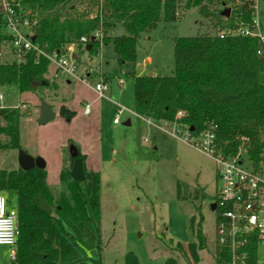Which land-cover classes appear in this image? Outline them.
I'll use <instances>...</instances> for the list:
<instances>
[{
  "label": "trees",
  "instance_id": "trees-1",
  "mask_svg": "<svg viewBox=\"0 0 264 264\" xmlns=\"http://www.w3.org/2000/svg\"><path fill=\"white\" fill-rule=\"evenodd\" d=\"M236 1L233 0L229 16L223 15L226 0H186L185 7L198 8L201 14L213 19L215 26L238 27L250 23L249 4L246 0ZM180 2L26 0L25 6L37 18L36 41L47 51L77 43V59L81 63L84 54L95 56L102 44L112 42L118 64L125 71L137 63L142 34L154 30L161 20L176 21ZM210 4L218 8L211 10ZM262 14L264 20V8ZM117 25H122L125 33L115 35ZM82 37L86 38L85 42L81 41ZM259 47L257 38L241 34L221 37L215 32L175 38L172 74L128 72L134 79L135 113L156 124L176 122L179 128L195 136L213 127L217 143L225 152H234L245 139L243 144L249 158L255 165H264V56L258 54ZM50 65L44 57L36 62L35 55H29L24 63L0 59V86L16 85L22 93L49 87L46 76ZM179 112L183 115L178 116ZM59 113L67 121L76 115L65 104H61ZM23 116L19 106L0 107V150L22 149ZM77 158L84 161V181H75L71 176ZM60 177L67 190L56 197L48 186L46 168L0 169V192L17 197L20 234L13 264H103L101 259L82 257L86 250L100 249L101 175L88 170L85 155L76 151L70 155V166L61 171ZM201 195V199L207 198L205 192L183 193L181 184L177 186L180 199H199ZM47 207H53L55 214ZM194 224L192 217L195 240L187 248L178 242L175 250L198 262L199 251L206 248V239L201 225L195 228ZM247 249L250 263L257 264L260 248L251 243ZM214 258L215 264L229 263L226 249L217 247ZM125 264L140 262L133 252H128ZM163 264L179 263L168 257Z\"/></svg>",
  "mask_w": 264,
  "mask_h": 264
},
{
  "label": "rangeland",
  "instance_id": "rangeland-1",
  "mask_svg": "<svg viewBox=\"0 0 264 264\" xmlns=\"http://www.w3.org/2000/svg\"><path fill=\"white\" fill-rule=\"evenodd\" d=\"M226 2L225 7L231 10L233 0ZM185 4L186 0H181L176 21L161 20L154 30L142 34L138 60L131 69L121 70L113 43L109 42L102 44L100 57L84 54L82 62L79 61L78 73H90L86 81L75 78L68 85L67 79L73 77H56L55 67L51 64L46 76L49 87L41 86L35 91L22 93L16 85L0 86V94L4 97L0 100V107L19 106L24 113L20 125L25 132V142L30 145L28 149L42 147L51 152L55 141L64 139L62 145L70 154L88 151L92 140H97L96 135L92 137L89 124L92 119L99 122L104 156L100 249L82 252V257L88 260L125 264L126 254L133 252L140 264H163L168 257L175 258L179 264H215L216 217L210 203L215 200L218 187L217 163L185 141L187 130L184 128H179V136H174L171 123L159 122L161 129L135 115L134 79L128 74L134 70L139 75H170L175 66V38L213 34L222 28L215 26L213 19L201 14L198 8L187 9ZM209 8L218 7L210 4ZM113 33L123 34L125 29L117 25ZM12 59L11 52L3 57L4 61ZM100 82L108 87L103 96H99L95 89ZM66 98L68 105L78 112L71 121L60 115L59 104L56 105ZM83 99L93 105L95 116L82 114ZM44 102L54 105L57 116L41 124ZM117 117L121 122L115 130L113 124ZM128 117L133 120L131 125L125 124ZM19 167L18 150H0V169ZM178 184H181L183 193L205 192L207 198L203 200L201 195L199 199H180ZM4 194L9 198L8 207L17 208L16 195ZM50 210L55 214L53 207ZM192 217H195V228L200 224L206 239V248L199 251L198 262L191 260L187 253L182 256L175 250L178 242L187 248V244L195 240ZM12 249L9 245H0V264H13L10 258ZM263 257L264 246L259 255L260 259Z\"/></svg>",
  "mask_w": 264,
  "mask_h": 264
},
{
  "label": "built area",
  "instance_id": "built-area-1",
  "mask_svg": "<svg viewBox=\"0 0 264 264\" xmlns=\"http://www.w3.org/2000/svg\"><path fill=\"white\" fill-rule=\"evenodd\" d=\"M25 1L0 0V59L3 60L7 52L13 54L11 61L17 63H24L29 55H35L36 62L44 57L55 66L58 75L86 81L90 73L84 76L78 73L77 43L67 44L62 50L47 51L36 40H32L37 18L25 6ZM246 2L252 12L250 23L238 27L224 26L217 33L221 37L238 34L255 37L260 44L258 54L264 56V0ZM99 35L100 33H96V36ZM81 41L85 42L86 38L82 37ZM98 55L101 56L100 53ZM95 89L99 96H103L108 87L100 82ZM3 98L0 94L1 101ZM84 112H91V104L84 105ZM182 115V112L178 113V116ZM146 120L163 129L161 124ZM119 122V117L114 119V123ZM161 123L166 125L170 122ZM171 124L174 126L172 135L179 136L178 124ZM184 138L186 142L213 158L218 166L216 198L211 202L216 206L212 210L216 217L215 249L220 247L228 251V264H251V254L247 246L251 243H256L259 248L264 246V165H255L249 158L243 147L245 139L234 152H225L217 143L213 127L198 136L187 130ZM19 234L17 208H9L6 195L0 192V245L13 247L10 253L12 261L16 259ZM257 264H264V257L259 258Z\"/></svg>",
  "mask_w": 264,
  "mask_h": 264
},
{
  "label": "crops",
  "instance_id": "crops-1",
  "mask_svg": "<svg viewBox=\"0 0 264 264\" xmlns=\"http://www.w3.org/2000/svg\"><path fill=\"white\" fill-rule=\"evenodd\" d=\"M55 67V66H54ZM86 67V66H85ZM54 75H56V77H59V75L56 73V69L54 68ZM88 73H84V72H80L79 75L80 76H84L87 75ZM154 74V73H152ZM139 75V74H138ZM142 75V74H140ZM90 78V77H89ZM69 79V78H68ZM67 79L68 85L72 83V81L75 79L73 78L72 80ZM71 81V82H70ZM4 100V98H3ZM67 98L66 99H62L60 102H58L56 105H58L59 109L61 104H65L68 108H70L71 110L72 107H70V105H68L67 103ZM84 105L87 104V100L83 99ZM50 106L52 107V109L55 111L54 109V105L52 103H50ZM1 107H5V105H1ZM76 112V114L78 113L76 110H74ZM56 113V111H55ZM82 114L85 116H90V115H94L95 116V111L93 109V105L91 104V112L89 114H86L84 112V108L82 110ZM97 115V114H96ZM138 115V114H135ZM57 116V113H56ZM140 116V115H138ZM142 117V116H140ZM143 118V117H142ZM145 119V118H143ZM121 122V121H120ZM119 123H114L113 124V128L116 130L117 127H119L120 125ZM129 124H126V123ZM133 122L131 117H128L127 121L125 122L126 125H131ZM89 129L91 132L92 137L94 135H96L97 140L96 142L94 140H92V143L89 147L88 151L85 152H81L83 155H85V165L86 168L90 171L93 172H98L100 175L102 174V164H103V160H104V156H103V151L101 149V127L99 122H96V120L92 119L91 123L89 124ZM64 139H57L55 142V145L53 146L52 151H48L45 150L42 147H34V148H30L28 149L29 143L25 142V132L24 129L21 127L20 125V142H21V146L22 149L25 150L27 153L31 154L32 156H41L45 159L46 161V171H47V182H48V186L51 190V192L57 197L60 195V193L64 192L67 190V184L65 182H63L61 180L60 174L61 171L64 169H67L70 166V152H68L64 145H62L64 143ZM99 145V146H97ZM60 149L61 152L59 151ZM98 151V152H97ZM102 179V177H101ZM48 208V207H47ZM50 209V208H48Z\"/></svg>",
  "mask_w": 264,
  "mask_h": 264
},
{
  "label": "water",
  "instance_id": "water-1",
  "mask_svg": "<svg viewBox=\"0 0 264 264\" xmlns=\"http://www.w3.org/2000/svg\"><path fill=\"white\" fill-rule=\"evenodd\" d=\"M229 14H230V9L226 8L223 12V15L229 16ZM32 40H36L35 35L32 37ZM34 85L35 86L38 85V82H34ZM55 117H56L55 111L52 109V107L49 104L44 102L42 104L40 123L46 124L54 120ZM126 124H129V123L127 122ZM191 130H193V127L191 128ZM18 162H19L20 168H22L23 170H30L35 167L40 168V169L46 168V161L43 157L32 156L31 154L27 153L23 149L18 150ZM71 176L75 181L85 180L86 177H85V170H84V161L82 158H77L73 162L72 169H71ZM210 207H211V210H214L216 207L215 203H211Z\"/></svg>",
  "mask_w": 264,
  "mask_h": 264
}]
</instances>
